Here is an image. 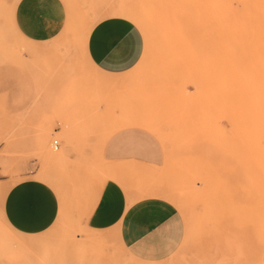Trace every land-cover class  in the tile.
I'll list each match as a JSON object with an SVG mask.
<instances>
[{
    "label": "rangeland",
    "instance_id": "rangeland-1",
    "mask_svg": "<svg viewBox=\"0 0 264 264\" xmlns=\"http://www.w3.org/2000/svg\"><path fill=\"white\" fill-rule=\"evenodd\" d=\"M144 1L49 0L35 39L18 25L21 0H0V71L14 67L35 88L31 104L15 111L0 94V264L154 263L129 256L117 232L86 226L98 190L118 171L135 200L164 201L184 218L180 248L156 264H258L264 258L252 232L236 237L227 208L230 197H264V0H151V15L139 11L145 29L133 22L143 37L139 63L122 75L99 72L83 55V23L93 12L97 23L118 15L107 12L112 6L139 9ZM108 78L121 84L106 85ZM129 129L160 141L162 167L107 162L105 145ZM47 147L58 154L52 162L41 157ZM28 172L37 179L53 174L60 183L45 181L61 213L35 236L10 230L1 213L9 184ZM7 176L9 183L2 181ZM94 233L104 236L103 245H89L81 255L77 249ZM26 237L43 242L35 249L8 243Z\"/></svg>",
    "mask_w": 264,
    "mask_h": 264
},
{
    "label": "crops",
    "instance_id": "crops-1",
    "mask_svg": "<svg viewBox=\"0 0 264 264\" xmlns=\"http://www.w3.org/2000/svg\"><path fill=\"white\" fill-rule=\"evenodd\" d=\"M47 2L49 0H21L17 7L18 25L32 38H41L42 10L48 9ZM88 37L86 49L90 61L108 76L129 72L142 58V34L126 17L111 15L100 19ZM34 89L32 81L22 71L14 67L0 71V94L13 111L26 109L31 104ZM104 155L109 162L126 167L154 169L164 163L160 141L139 129L115 134L105 145ZM115 173L118 179H107L98 190L85 218L87 228L117 232L126 253L139 261L168 259L184 239L182 214L164 201L135 200L124 188L121 172ZM2 181L9 183V176ZM1 213L3 221L15 233L35 236L55 225L61 205L55 190L28 172L19 181L9 184L3 195Z\"/></svg>",
    "mask_w": 264,
    "mask_h": 264
},
{
    "label": "bare ground",
    "instance_id": "bare-ground-1",
    "mask_svg": "<svg viewBox=\"0 0 264 264\" xmlns=\"http://www.w3.org/2000/svg\"><path fill=\"white\" fill-rule=\"evenodd\" d=\"M62 4V2H61ZM155 10V7L153 6V3L151 2V0H145L144 2H142V6L138 9L132 8V7H110L107 9V12L109 13H114V14H118L121 15V17L123 16L124 18L126 17L127 19L131 20L132 22H135L136 25H138L139 27H141L143 30L145 29V22L142 18V16L140 15L141 11L142 13H145L146 15H151L153 13V11ZM64 11V9H63ZM87 12V11H86ZM65 14V13H64ZM66 15V14H65ZM92 17L88 18L84 23H83V36L85 37V45L83 48V55L85 56L86 60L89 62V64L91 66H93L94 68H96L94 66V64L90 61L88 54H87V49H86V41L91 29L93 28V26L96 24V21L98 19V12H93V15L90 14ZM65 17V16H64ZM120 17V16H119ZM71 21V20H69ZM66 23V22H65ZM63 26V25H62ZM61 26V27H62ZM65 26V25H64ZM63 26V27H64ZM63 30V29H62ZM60 32V31H59ZM65 33V32H64ZM57 35V34H56ZM73 35V34H72ZM55 36V35H54ZM59 36V35H58ZM52 37V36H51ZM56 37V36H55ZM54 37V38H55ZM68 37L69 33H68ZM59 46V45H58ZM11 48V47H10ZM53 48V47H52ZM55 48V47H54ZM62 48V47H61ZM64 49V48H63ZM67 49V48H66ZM60 51V50H59ZM61 52V51H60ZM18 53V52H17ZM26 53V52H25ZM63 54V53H62ZM106 83V85H110V86H116L121 84L120 80L117 78H108L106 79V81L104 82ZM101 105V104H100ZM98 109V108H97ZM129 109V108H128ZM135 117H137V115H134ZM108 118V117H107ZM102 120V119H99ZM106 120V118H105ZM73 122V120H71ZM81 121H79L80 123ZM116 122V121H115ZM65 123V122H64ZM75 123H78V121ZM72 124V123H71ZM74 124V123H73ZM65 125V124H64ZM67 125V124H66ZM118 125V124H117ZM71 126V125H69ZM121 126V125H120ZM152 126V124H151ZM76 127V126H74ZM73 127V128H74ZM150 127V126H149ZM67 128V127H66ZM121 128V127H120ZM66 131V130H65ZM68 132V131H66ZM105 133V132H104ZM107 133V132H106ZM110 134V133H108ZM107 136V135H106ZM66 138V137H65ZM66 141L71 143V138L67 137ZM72 146V145H71ZM73 147V146H72ZM59 152V151H57ZM61 153V152H60ZM57 153L54 151V149H51L49 147H47L46 149H44V151L41 153V157L43 159H47L50 160L51 159H55L57 157ZM104 155V154H103ZM62 156V155H61ZM59 157V156H58ZM109 162V161H107ZM257 162V161H256ZM111 165V164H110ZM118 165V164H117ZM258 165V164H257ZM255 166V165H254ZM133 167V166H132ZM257 167V166H256ZM132 169V168H131ZM260 168H258V172ZM113 170V169H112ZM111 171V170H110ZM215 173V172H214ZM226 173V172H225ZM248 174V173H247ZM212 175V174H211ZM216 175V173L214 174ZM246 175V174H245ZM259 175H263L262 173ZM250 176V175H249ZM117 174L115 172H111L109 173V179H116ZM248 177V176H246ZM252 178V177H251ZM256 178V177H255ZM259 178V177H257ZM38 179L42 180V181H46L49 182L51 185H53L54 187L58 188L60 187V183L59 180L56 178L55 175L50 174V173H43V175H38ZM263 179V176H262ZM249 180V177L247 179V181ZM260 180V178H259ZM256 181V180H255ZM251 182V181H250ZM259 182V181H258ZM105 183V182H104ZM103 183V184H104ZM261 183V181H260ZM14 184V183H13ZM254 184V183H253ZM103 186V185H102ZM101 186V187H102ZM261 187V184H260ZM103 189V188H102ZM10 190V189H9ZM257 190V189H256ZM260 191V189L258 190ZM204 193V192H203ZM217 193V192H216ZM230 196V195H229ZM167 197H172L171 195H168ZM209 200V199H208ZM174 202L176 203V205L179 208H183V203H181L178 200H174ZM129 204H132L131 202ZM62 207V206H61ZM209 207V206H208ZM227 208L229 210V215L231 219V223L234 226V230H236V237H238L239 235L241 236V238L243 237V235L248 234L249 232H252V234L254 235V237L256 238L257 242H259L264 250V197H230L229 200L227 201ZM206 215V214H205ZM202 216V215H201ZM204 220V219H203ZM219 220V219H218ZM226 221V220H225ZM205 222V220H204ZM201 223V222H199ZM206 223V222H205ZM197 224V223H196ZM208 224V223H207ZM7 227L14 231L12 229L11 226H9V224H6ZM198 225V224H197ZM208 226V225H207ZM197 227V226H196ZM202 227V226H201ZM200 227V228H201ZM210 227V225H209ZM206 228V227H205ZM209 229V228H207ZM198 230V227H197ZM206 230V229H204ZM27 236V235H26ZM235 237V238H236ZM225 238V237H224ZM18 239V238H17ZM10 239L8 240V243L11 246H14L16 248H21V249H35L37 247H39L42 242L43 239L41 238H37V239ZM108 239V238H107ZM227 239V237L225 238V240ZM104 236L100 235V234H93V235H87L84 238V244L77 250H79V253L81 255H85L86 252V248L89 245H95V244H100L101 246L103 245L102 243L104 242ZM224 240V242H225ZM228 240V239H227ZM231 241V240H228ZM227 242V241H226ZM238 242V241H237ZM236 242V243H237ZM244 242V241H243ZM242 240L241 242H238L236 245L237 248L236 252L239 254L241 253V246L243 243ZM229 244V242H227ZM105 244V243H104ZM217 245V244H215ZM214 245V247H215ZM231 245V244H230ZM246 245V244H245ZM227 246V245H226ZM234 246V244H233ZM2 249V247H0V250ZM264 252V251H263ZM47 254L43 255V261H47L48 259V254H50V249H48L46 251ZM236 253V254H237ZM221 255V253H220ZM229 255V253H228ZM237 255V256H238ZM235 256V255H233ZM245 256L247 257V255L245 254ZM244 256V258H245ZM235 258V257H232ZM239 258V257H237ZM219 259V257L217 258V260ZM249 259V258H248ZM231 260V259H230ZM236 260V258L234 259ZM232 261V260H231ZM248 261V260H247ZM251 261V259H250ZM249 261V262H250ZM157 262L151 263V264H156ZM217 263V262H216ZM234 263V262H232ZM235 264V263H234ZM258 264H264V258L258 261Z\"/></svg>",
    "mask_w": 264,
    "mask_h": 264
},
{
    "label": "built area",
    "instance_id": "built-area-1",
    "mask_svg": "<svg viewBox=\"0 0 264 264\" xmlns=\"http://www.w3.org/2000/svg\"><path fill=\"white\" fill-rule=\"evenodd\" d=\"M53 144H54V148L57 150L58 147H59V143H58V141L55 140Z\"/></svg>",
    "mask_w": 264,
    "mask_h": 264
}]
</instances>
